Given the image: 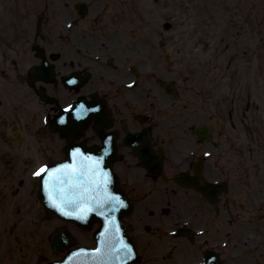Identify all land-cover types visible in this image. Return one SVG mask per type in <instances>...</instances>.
<instances>
[{"label": "flooded vegetation", "instance_id": "obj_1", "mask_svg": "<svg viewBox=\"0 0 264 264\" xmlns=\"http://www.w3.org/2000/svg\"><path fill=\"white\" fill-rule=\"evenodd\" d=\"M78 2L86 4L81 17L75 8ZM12 9L18 14L4 19L5 10L0 5V173L9 187L0 198V216L4 220L9 217L14 200L12 163L20 162L22 166L20 160L27 155L25 146L23 153L18 149L21 144L13 143L16 139L13 130L33 133L41 126L36 132L40 157L48 162L51 157L58 159L64 139L59 133L50 132L48 124L42 126V118L49 119L59 107L78 96H84L92 105L91 94L95 93L102 101L107 121L103 130L113 134L112 164L119 188L132 203L133 214L124 223L135 247L142 249L146 239L160 245L173 241V251L182 264L199 260L206 250L215 249L218 235L212 234L210 238L209 232L211 227L218 231L210 226L211 220L214 222L220 216L222 208H232L231 195H220L211 204L198 192L178 186L174 175L180 167L198 174L199 181L214 182L225 181L226 174L234 171L237 71L222 69L218 63L205 64L201 54L191 51L186 58L192 63L187 65L182 91H177L181 103H173L176 98L152 82L157 75L171 73V61L165 56L166 43L160 40L159 47L147 58L142 50H147V44L139 40L137 32L126 39L116 37L119 34L114 30L122 21L123 7L110 6L109 0H14ZM149 59L154 62L153 77L143 75L153 72L146 69ZM45 61L54 66V78L35 80L31 70ZM70 73L81 77V82L77 84L75 80L72 85H64L61 78ZM192 73L200 75V85L190 84ZM250 73L247 71L246 75L249 84L253 82ZM16 76H20L17 81L12 79ZM12 89L23 93L17 99L20 104L17 109ZM245 97L249 100L244 114L249 123L247 135L255 140L257 129L254 134L252 126L264 125V103H260L263 98L251 91ZM220 121L224 123L223 129ZM94 124L89 122L74 141L89 148L98 145L100 137L92 129ZM197 125L208 127L207 137L193 133ZM27 136L29 147L31 134ZM145 152L153 164L158 156L162 158L159 176H149L141 167L137 153L145 155ZM32 162L28 158L22 168ZM20 165L18 170L24 173L26 170H21ZM154 208L159 209L160 215H156ZM177 222L194 231L191 240L185 238L186 241L177 244V236L173 240L164 234L173 231Z\"/></svg>", "mask_w": 264, "mask_h": 264}, {"label": "rangeland", "instance_id": "obj_2", "mask_svg": "<svg viewBox=\"0 0 264 264\" xmlns=\"http://www.w3.org/2000/svg\"><path fill=\"white\" fill-rule=\"evenodd\" d=\"M0 1V5H3L5 10L4 19L15 17L18 14V12L12 9L14 0ZM115 1L116 0L111 2L110 5L123 7L122 21L120 22V26L114 30L116 34H119L116 37H125L124 39L129 38L132 35V27H140V40L147 44L146 46L148 48V50L142 48L146 56H151L152 52H155L157 46H154V44H156L157 39L166 36L163 35V28L167 27L169 28L167 33L171 34L174 41L178 40L179 45H173L175 57L180 55V50L185 47H190V45L196 41H198L199 49L203 48L206 50V57L213 53L214 44L219 43V41L230 44V48L236 50L240 49L242 53L244 51L251 53L253 60L248 61L244 59V61H235V64L240 66L241 69V77H238V79L242 81L241 88L245 87L243 81L245 73H247V61L248 65H251L254 71H264V0H117V3H115ZM0 23H2V21H0ZM147 39L153 40V42ZM219 61L221 64L223 63L221 59ZM174 64L177 66L178 70L184 68L182 60L176 63L175 60H173V65ZM152 65H154L153 61L150 62V65L146 69L150 68ZM260 74H258L259 85ZM171 76L176 77L177 74L175 73ZM254 80L257 81V74L254 75ZM252 84L253 82L251 83V87H253ZM248 85L250 84L248 83ZM249 88V86H246V89ZM12 90L14 91L15 89ZM20 92L21 91L15 90L13 96L17 95V99L23 97V93L19 94ZM17 99H14V101L17 102ZM242 101L243 102L239 104L243 105L245 100ZM16 102L14 106L17 107L18 103ZM244 122V120L240 121V125L237 126L239 137H243ZM243 139L241 142L244 150L243 154L247 155ZM253 145L256 146V151L253 152V159H261V164L256 162L252 170L254 172L256 171L258 174L253 175V173L250 172V177L252 181L257 179L259 184L263 183L264 185V140L258 141ZM19 148H21L24 153V144L19 146ZM39 162L40 159L37 158L27 170L29 171ZM237 162L236 176L229 184L228 189L232 203L234 204V209L226 208L224 210L222 208L218 222V232L210 229V233H214L215 235L219 234L218 246L221 251L222 261L225 264H238L237 258L240 254L238 253L240 247L237 242L241 240L242 234L246 235L250 240L249 249L244 251L246 263L252 264L258 262L259 264H264V186L255 187L250 190L247 184L250 177L246 174V170L242 168L244 163L247 162V158L239 157ZM238 165L241 166L239 167ZM13 171V177L16 179L20 178L22 172L18 170L15 163H13ZM25 174L28 173H24V175ZM27 180L30 181V175H28ZM259 184L256 182V185ZM8 188L9 187H7L4 182L3 174L0 173V189L2 191L0 192V198L8 192ZM28 188L30 190V185H26L17 193L19 202L16 203L19 204H12L13 217L7 222L12 227L9 238L12 239L13 246L15 247L9 254L10 258L8 257L9 260L7 264H45L53 259L61 258L64 253V251L52 253L48 247L49 235L55 227L64 223L48 213H41L40 209L37 210L39 219L41 220L39 236H35V234L31 232V236H34L36 239L34 243L38 246H33L30 242L26 241L27 236H29L28 234L25 238L24 234L23 236H18L13 233L17 232L21 224L19 219L20 211L25 215L27 214V221L30 226H32V221L31 219L29 220V218H33V227H36L38 230L37 227L39 224L37 222L36 225L35 216H33V211L35 209L32 204L27 206H25V204L20 205V201L26 200L25 193L28 192ZM14 192L15 191L12 193ZM30 197L33 198V194H31ZM248 198L251 200L248 201ZM156 202H158L157 198L154 199V203ZM32 203L35 204V201L33 200ZM23 207L25 211L22 210ZM25 215L24 219H26ZM64 225L70 230H74L71 225ZM85 235L86 239L83 233H80L79 242L87 243L91 241L89 233ZM252 246L258 248L259 253H255L254 251V254L251 255L250 250H252ZM144 249L146 252L150 250L147 248ZM161 249H163V245L157 249V252ZM157 252L145 253V258L150 261V264H157V260L164 261L160 258L161 253ZM168 262L169 261L166 259V263ZM192 262L193 261H189L188 263L190 264ZM169 264L181 263L178 258L173 256Z\"/></svg>", "mask_w": 264, "mask_h": 264}, {"label": "snow or ice", "instance_id": "obj_3", "mask_svg": "<svg viewBox=\"0 0 264 264\" xmlns=\"http://www.w3.org/2000/svg\"><path fill=\"white\" fill-rule=\"evenodd\" d=\"M33 78L44 81L47 79V71L35 68ZM67 83L74 84L75 81L69 79ZM88 120L95 122L94 127L98 132L107 126L103 108L99 104L90 106L81 99L60 108L54 122L60 126L58 131L68 140V159L52 167L41 163L30 175L41 182L48 206L61 216L81 221L90 214L103 218L104 230L100 233L96 247L80 248L71 256L84 257V264H87L89 257L92 264H125L126 260L135 257V250L120 237V228L114 217V213L126 205L118 194L110 190L113 173L104 167L105 157L111 151L112 137H101L104 147L100 155L85 152L78 143L73 144L75 138L82 134V129L87 127ZM48 123L49 119L45 116L43 124ZM179 227V222L174 224L169 235L175 236V229Z\"/></svg>", "mask_w": 264, "mask_h": 264}, {"label": "bare ground", "instance_id": "obj_4", "mask_svg": "<svg viewBox=\"0 0 264 264\" xmlns=\"http://www.w3.org/2000/svg\"><path fill=\"white\" fill-rule=\"evenodd\" d=\"M249 241L250 240L246 235H242L241 240L239 242H237L239 247H240V251L238 252L240 254L238 255V258H237L238 264H247L245 256H244L245 255L244 251L249 249ZM254 251H255V253H259L258 249H256L254 246H252V250H250L251 255L254 254Z\"/></svg>", "mask_w": 264, "mask_h": 264}, {"label": "water", "instance_id": "obj_5", "mask_svg": "<svg viewBox=\"0 0 264 264\" xmlns=\"http://www.w3.org/2000/svg\"><path fill=\"white\" fill-rule=\"evenodd\" d=\"M110 190H111L113 193L118 194V195L121 197L122 200H125V197H124L121 193L115 191V188H114L113 183H111V185H110ZM125 205H126V204H125ZM127 209H128V206H125V207H123V208H120L119 211H117L116 213H114V217H115V219H116L117 224H119L118 220L120 219V217H121L124 213H126V210H127ZM97 217H98V216H96L95 214H92V215H90L89 218L96 219ZM101 221H102L103 226H104V220H103V218L101 219ZM81 222L83 223L84 221H81ZM120 235H121V234H120ZM96 236H98V234H96ZM71 261H73V258H70V259L68 260L69 263H70Z\"/></svg>", "mask_w": 264, "mask_h": 264}]
</instances>
